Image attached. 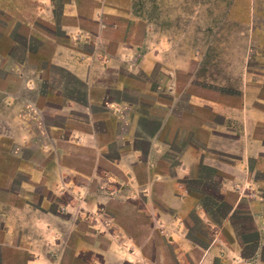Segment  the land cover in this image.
<instances>
[{"label":"crops","instance_id":"crops-1","mask_svg":"<svg viewBox=\"0 0 264 264\" xmlns=\"http://www.w3.org/2000/svg\"><path fill=\"white\" fill-rule=\"evenodd\" d=\"M253 16L0 0V264H264V64H221Z\"/></svg>","mask_w":264,"mask_h":264},{"label":"rangeland","instance_id":"rangeland-1","mask_svg":"<svg viewBox=\"0 0 264 264\" xmlns=\"http://www.w3.org/2000/svg\"><path fill=\"white\" fill-rule=\"evenodd\" d=\"M147 8V5H145ZM253 8H254V16H253V24L255 26V29L253 31L252 35V42L251 45H253V48H251V56L248 57L247 60L241 62L240 61V55L243 53V49L245 48V41L243 38H240L237 35V38L234 40L233 44H231V52L229 53L230 58H228L230 61H233L230 64H226L225 62H222L221 64L223 66H230V71H240L243 67H245L248 71H254L256 69H259V64H264V56L257 55L256 52L260 53V50L264 48V0H253ZM248 47V46H247ZM264 53V52H262ZM264 55V54H262ZM222 59H225V57L221 56ZM263 60V62L261 61ZM214 67V69H211ZM201 71L206 70H213L214 72L220 73L221 69L220 63L219 64H210V63H203L201 64ZM220 71V72H219ZM222 71V72H223ZM235 84L238 79H235ZM1 104V102H0ZM0 109H2V106L0 105Z\"/></svg>","mask_w":264,"mask_h":264}]
</instances>
